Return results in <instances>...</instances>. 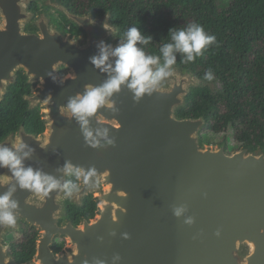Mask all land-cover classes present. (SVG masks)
Wrapping results in <instances>:
<instances>
[{
  "label": "water",
  "instance_id": "obj_1",
  "mask_svg": "<svg viewBox=\"0 0 264 264\" xmlns=\"http://www.w3.org/2000/svg\"><path fill=\"white\" fill-rule=\"evenodd\" d=\"M30 1L0 0V102L22 70L28 83L37 84L24 99L29 108L40 106L45 128L37 135L20 126L0 144L25 143L24 151L32 150L25 167L61 183L70 176L62 171L66 162L94 173L87 182L82 176L80 192L67 198L58 189L47 196L21 189L0 168V194L15 187L11 198L18 202L16 226H0V264H264V146L229 150L225 141L203 143L205 118L176 113L192 87L213 91L214 82L173 65L172 75L138 102L121 86L109 98L111 107L89 117L94 135L108 128L113 143L101 140L92 147L65 106L87 86L108 79L90 57L101 40L116 47L120 28L110 22V11L80 15L53 3L82 31L64 33L45 12L30 11ZM28 23L36 31H26ZM87 195L95 213L75 223L65 200L81 207ZM177 207L184 208L180 217L174 215ZM21 221L37 231L35 252L23 262L4 244L9 232L22 231ZM57 237L64 240L58 251Z\"/></svg>",
  "mask_w": 264,
  "mask_h": 264
},
{
  "label": "trees",
  "instance_id": "obj_2",
  "mask_svg": "<svg viewBox=\"0 0 264 264\" xmlns=\"http://www.w3.org/2000/svg\"><path fill=\"white\" fill-rule=\"evenodd\" d=\"M107 8L111 10L110 22L120 28L121 35L133 25L142 34L152 35L150 44L137 45L147 54L159 55L173 27L196 22L207 34L214 35L216 43L203 50L194 62L181 63L183 56L177 53L175 65L190 68L202 81H207L204 74L211 69L212 81L219 82L221 89L192 87L185 106L176 113L179 117L205 118L200 133L203 143L225 141L229 150L242 145L264 146V0H109ZM29 91L20 73L17 84L10 86L0 102V138L21 123L33 133L44 129L38 107L29 109L23 98ZM68 180L79 182L71 175ZM83 201V206L76 207L65 200L67 216L74 222L80 216L94 215L96 203L92 195ZM34 236V230L27 228L25 238L15 242L16 260L32 257ZM63 245L64 240L57 237L53 247L58 251Z\"/></svg>",
  "mask_w": 264,
  "mask_h": 264
},
{
  "label": "clouds",
  "instance_id": "obj_3",
  "mask_svg": "<svg viewBox=\"0 0 264 264\" xmlns=\"http://www.w3.org/2000/svg\"><path fill=\"white\" fill-rule=\"evenodd\" d=\"M169 41L162 43L159 48V55L147 54L143 47L137 45H148L152 42V35H144L137 25L130 26L122 35L121 42L116 47L106 44L101 40L97 47V55L90 57V62L102 72L108 73V79L100 86H87L83 94L71 97L68 100L66 111L80 124L86 143L92 147L100 144L101 140H107L108 144L113 141L108 139V128L93 130L88 127L89 117L93 116L100 107L108 104L112 106L109 98L121 90V86L130 89L137 102L145 95L151 94L160 83L172 75V67L177 63L176 54L181 53V63L194 62L196 57L203 54L208 46L216 43L214 35L207 34L202 25L191 22L185 27L170 28L168 30ZM111 57L115 60L109 63ZM162 61V62H161ZM204 79L212 81L214 73L211 69L204 74ZM25 143H19L14 147L0 144V168H6L14 178L15 183L21 189L41 193L47 196L52 190H60L65 197L71 198L80 192L79 185L67 180L61 183L51 175L45 174L32 167H25L24 160L28 158L32 150L24 151ZM62 171L66 175L74 176L79 181L83 176L87 182L88 175L70 162H66ZM15 187L3 194H0V226L13 228L17 223L18 202L12 199ZM184 208L174 209V215L180 217ZM186 223L191 224L192 219L188 218ZM117 255L114 260H119ZM102 264V262H97Z\"/></svg>",
  "mask_w": 264,
  "mask_h": 264
},
{
  "label": "flooded vegetation",
  "instance_id": "obj_4",
  "mask_svg": "<svg viewBox=\"0 0 264 264\" xmlns=\"http://www.w3.org/2000/svg\"><path fill=\"white\" fill-rule=\"evenodd\" d=\"M53 3H61L63 6L68 8V10L70 12L75 13V14H80V15L85 14L90 10H92L93 15L95 17H99L102 14L106 13L107 11L111 12V10L109 8H107L109 6V0H31L29 2L28 8L30 11H32L36 14H38L41 11L45 12L46 15L49 17L50 25L56 26L60 31H62L64 33H71L73 35H80L82 33V31L73 22L67 20L65 15H63V13H61V11H59L58 9H56L53 6ZM105 3H107V4H105ZM62 17H64V18H62ZM110 18H111V15H110ZM72 24L75 25V27H73ZM25 30L26 31H34V30L36 31L35 27L30 23L25 25ZM119 36H122L120 34V32H119ZM60 71H61V73L66 72V70L63 67H61ZM20 73L23 74V76L25 77V82L28 84V88H30L29 92L23 94V98L26 94H31L36 89L37 84L28 83L24 72L22 70H18L16 73V82L11 83L7 86V91L4 93V97L7 93H9L10 86L13 84H17ZM220 89L221 88H220L219 82L214 81L213 90L217 91ZM4 97H3V99H4ZM2 100H1V102H2ZM27 105L29 108L28 102H27ZM36 107H38L39 112H40V106H36ZM34 108H29V109H34ZM12 126H13V124H12ZM20 126H23L24 130L27 133H33L31 131H27L26 128L24 127V124L21 123L15 129L10 128L9 131L4 136H2L0 138V141L6 135H8L10 132H13L14 134H16L18 132ZM43 130L40 133H33V134H37V135L41 134L43 132ZM80 217H84V216H80ZM88 218H90V217H88ZM75 223H77V222H75ZM20 228L22 229V231H11V232H9L6 235V239L4 241V244L8 247L10 254H12L14 257H15V255H14L15 250L13 249L14 244H15V242L22 241L25 238L24 233H25L27 228L34 230V232H35L34 242H35V238L37 235V231L34 227H31L22 221H21V227ZM19 262H23V261H19Z\"/></svg>",
  "mask_w": 264,
  "mask_h": 264
}]
</instances>
